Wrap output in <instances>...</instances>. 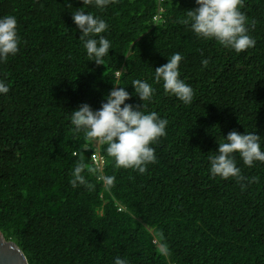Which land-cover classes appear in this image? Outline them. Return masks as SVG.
<instances>
[{
	"label": "trees",
	"instance_id": "obj_1",
	"mask_svg": "<svg viewBox=\"0 0 264 264\" xmlns=\"http://www.w3.org/2000/svg\"><path fill=\"white\" fill-rule=\"evenodd\" d=\"M80 7L108 24L103 64L90 61L79 40L72 11ZM195 7V0H115L103 10L82 0H0V16L16 17L20 37L19 51L0 63L9 86L0 94V231L28 264H113L117 256L129 264H264V163L248 167L236 156L252 182L208 171V156L229 131H253L264 149V0L243 2L256 43L239 53L179 23ZM176 52L194 90L188 105L153 81L155 67ZM133 79L155 89L143 110L168 120L142 174L117 168L106 145L75 132L69 119L81 103L99 108L113 87L141 105ZM78 162L86 184L74 188ZM103 175L115 177L111 187Z\"/></svg>",
	"mask_w": 264,
	"mask_h": 264
},
{
	"label": "clouds",
	"instance_id": "obj_2",
	"mask_svg": "<svg viewBox=\"0 0 264 264\" xmlns=\"http://www.w3.org/2000/svg\"><path fill=\"white\" fill-rule=\"evenodd\" d=\"M244 0H195L197 7L186 10L184 18L179 21L186 25L196 37L204 40H214L226 49L236 53L255 46V39L249 35V22L241 10ZM83 5L103 10L115 0H82ZM72 21L79 30V40L90 61L103 64V58L109 54L111 42L105 35L108 24L101 16L83 8L72 11ZM20 37L17 30V19L14 15L0 16V63L7 61L18 51ZM182 56L179 52L171 54L167 62L155 67L153 81L162 82L165 93L175 96L185 105L191 104L194 90L180 76L179 62ZM202 67L209 64L207 58L200 61ZM131 85L134 95L142 102L137 106L126 103L130 93L125 87H113L104 97L100 107L93 109L87 103H81L70 112V123L75 132L83 131L86 138L96 143L106 145V153L112 158L117 168H131L138 173H144L146 166L156 160L153 143L166 134L168 124L166 118L155 111L143 110L145 101H151L155 89L146 80L133 79ZM9 86L0 80V94H6ZM208 156L209 174L221 179L233 178L237 182L246 178L241 175L237 166L236 156L243 165L251 167L254 162L264 163V149L261 138L253 131L244 133L229 131L218 147ZM84 163L78 162L71 170L69 183L72 187L86 184L82 174ZM91 171V169H89ZM105 187H111L115 177L103 175L99 177ZM245 187L241 184V189ZM165 251L166 254V250ZM113 264H129L122 257H114Z\"/></svg>",
	"mask_w": 264,
	"mask_h": 264
},
{
	"label": "water",
	"instance_id": "obj_3",
	"mask_svg": "<svg viewBox=\"0 0 264 264\" xmlns=\"http://www.w3.org/2000/svg\"><path fill=\"white\" fill-rule=\"evenodd\" d=\"M0 264H28L25 255L12 240L0 231Z\"/></svg>",
	"mask_w": 264,
	"mask_h": 264
},
{
	"label": "built area",
	"instance_id": "obj_4",
	"mask_svg": "<svg viewBox=\"0 0 264 264\" xmlns=\"http://www.w3.org/2000/svg\"><path fill=\"white\" fill-rule=\"evenodd\" d=\"M91 159L97 167L103 164V159L98 154H92Z\"/></svg>",
	"mask_w": 264,
	"mask_h": 264
}]
</instances>
